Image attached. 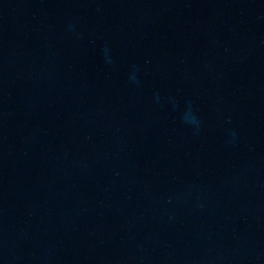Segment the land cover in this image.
Returning a JSON list of instances; mask_svg holds the SVG:
<instances>
[{
    "label": "water",
    "instance_id": "1",
    "mask_svg": "<svg viewBox=\"0 0 264 264\" xmlns=\"http://www.w3.org/2000/svg\"><path fill=\"white\" fill-rule=\"evenodd\" d=\"M0 264H264V0H0Z\"/></svg>",
    "mask_w": 264,
    "mask_h": 264
}]
</instances>
